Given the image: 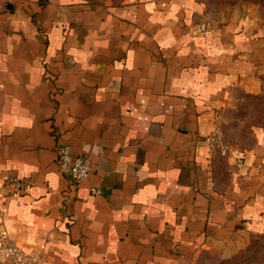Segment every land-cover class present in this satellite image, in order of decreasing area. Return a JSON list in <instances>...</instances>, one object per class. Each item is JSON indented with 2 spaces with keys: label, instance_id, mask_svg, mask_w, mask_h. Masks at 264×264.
<instances>
[{
  "label": "crops",
  "instance_id": "obj_1",
  "mask_svg": "<svg viewBox=\"0 0 264 264\" xmlns=\"http://www.w3.org/2000/svg\"><path fill=\"white\" fill-rule=\"evenodd\" d=\"M263 58L256 8L0 0V231L36 264H223L264 233V128L219 137ZM59 146L90 159L76 188Z\"/></svg>",
  "mask_w": 264,
  "mask_h": 264
},
{
  "label": "rangeland",
  "instance_id": "obj_2",
  "mask_svg": "<svg viewBox=\"0 0 264 264\" xmlns=\"http://www.w3.org/2000/svg\"><path fill=\"white\" fill-rule=\"evenodd\" d=\"M202 4L203 13L210 21L223 24L250 8H256L264 17V0H196ZM258 89L254 93L238 92L235 100L225 108L220 119V141L224 147L249 148L253 144L255 128H264V58L256 68ZM223 264H264V233L249 239ZM0 264L9 262L0 254Z\"/></svg>",
  "mask_w": 264,
  "mask_h": 264
},
{
  "label": "built area",
  "instance_id": "obj_3",
  "mask_svg": "<svg viewBox=\"0 0 264 264\" xmlns=\"http://www.w3.org/2000/svg\"><path fill=\"white\" fill-rule=\"evenodd\" d=\"M210 143L219 146L217 137L212 136ZM57 164L60 171L66 176L73 188L88 178L92 170L90 159L83 155L72 156L70 147L59 146L57 149ZM8 183L15 185L17 188L27 186L30 181L22 179H9ZM94 194H100L99 190H93ZM0 254L9 262V264H36V258L24 253L16 243L7 235L0 231Z\"/></svg>",
  "mask_w": 264,
  "mask_h": 264
}]
</instances>
